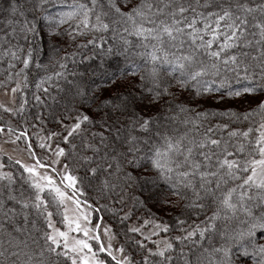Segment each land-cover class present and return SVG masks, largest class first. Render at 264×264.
Segmentation results:
<instances>
[{"label": "snow or ice", "instance_id": "obj_1", "mask_svg": "<svg viewBox=\"0 0 264 264\" xmlns=\"http://www.w3.org/2000/svg\"><path fill=\"white\" fill-rule=\"evenodd\" d=\"M0 90V264H264V0H0Z\"/></svg>", "mask_w": 264, "mask_h": 264}, {"label": "rangeland", "instance_id": "obj_2", "mask_svg": "<svg viewBox=\"0 0 264 264\" xmlns=\"http://www.w3.org/2000/svg\"><path fill=\"white\" fill-rule=\"evenodd\" d=\"M31 91H34L33 88L31 89ZM31 99H32L31 95H29L30 104L32 103ZM0 104H5V105L10 106V95H5L2 90H0ZM0 118H2V121H7L10 119V116H9V114L4 113L3 109H0ZM11 119L13 120V123H18V120L15 117H11ZM45 127L48 128L46 125H45ZM32 131H33L32 129H29L30 134ZM43 134L44 133H41V135H43ZM7 139L8 138L6 136L0 135V150H2V152H7V153L13 155L14 157L20 158L21 160H23L26 163H33L34 162L29 157L27 151L25 150V144L23 141L19 142L18 144L5 143V141ZM32 140H33L34 150H35L37 157L43 159L46 156H51L50 152H47L46 150L40 149L39 147L36 146L35 137H32ZM61 146H63V144ZM2 152H0V159H4L6 162L7 157L3 156ZM45 162H47V161H45ZM101 203H103V202H101ZM100 213H101L102 218H103V222L101 221V224H100V232H101L102 238H103V229L105 226L110 227L113 233H121V230L124 228V223L121 222L119 216L114 217V215L112 213L107 212L103 209L100 211ZM98 219L100 220V218H98ZM99 220H97L96 214L93 213V218H92L93 225L99 223ZM134 221H135V218L133 217V222ZM125 223H127V222H125ZM120 236L121 235H117L116 241L113 242L114 244H116V246H118V243H117L118 241L119 242L123 241Z\"/></svg>", "mask_w": 264, "mask_h": 264}, {"label": "trees", "instance_id": "obj_3", "mask_svg": "<svg viewBox=\"0 0 264 264\" xmlns=\"http://www.w3.org/2000/svg\"><path fill=\"white\" fill-rule=\"evenodd\" d=\"M42 46H44L45 47V52H47V41L45 40V42H44V44L42 45ZM77 60H79V57H77ZM41 62L42 63H47V60L44 58V56L42 55V58H41ZM74 67L75 66H73L71 63H69V71H72V70H74ZM76 70H83V66H79L78 68H76ZM71 78V77H70ZM30 79H31V77H30ZM60 84L61 85H63L64 84V81L63 80H61L60 81ZM33 88V90L35 91V89H34V87H32ZM31 88V89H32ZM51 91H52V93L53 94H55V92H56V89H55V87H53L52 89H51ZM31 104H30V107L32 106V105H34L35 104V101L34 100H32L31 99ZM36 109L34 108V107H32V111H35ZM48 128H53L54 127V125H52V124H47L46 125ZM64 146V145H63ZM37 156V155H36ZM49 171H50V169H49ZM137 195H140V197H141V199L142 200H144L145 201V203H146V208L145 209H143V213H147V211L149 210V209H151V211L153 212V213H156V214H158V215H163V213H159L158 212V210H157V208L156 207H154L153 206V202H152V200H150L149 199V197H148V193L147 192H144V193H137ZM96 214V216H97V220H99L98 218H100V220H99V224H101V221L103 222V218H102V215H101V213L100 212H97V213H95ZM142 213L141 212H137V214L136 215H141ZM115 217V216H114ZM118 217V216H117ZM135 218V217H134ZM165 218H167V217H165ZM119 219V218H118ZM122 227V226H121ZM123 228V227H122ZM121 237V239L123 240V237H122V235L120 236ZM109 260H110V258H108Z\"/></svg>", "mask_w": 264, "mask_h": 264}]
</instances>
